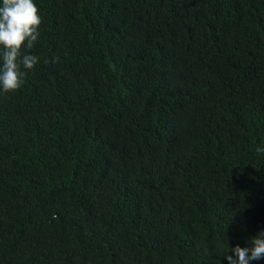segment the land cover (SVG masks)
Returning a JSON list of instances; mask_svg holds the SVG:
<instances>
[{"label": "trees", "instance_id": "trees-1", "mask_svg": "<svg viewBox=\"0 0 264 264\" xmlns=\"http://www.w3.org/2000/svg\"><path fill=\"white\" fill-rule=\"evenodd\" d=\"M34 3L39 63L0 90V264L236 259L264 231V0Z\"/></svg>", "mask_w": 264, "mask_h": 264}, {"label": "clouds", "instance_id": "clouds-1", "mask_svg": "<svg viewBox=\"0 0 264 264\" xmlns=\"http://www.w3.org/2000/svg\"><path fill=\"white\" fill-rule=\"evenodd\" d=\"M43 17L34 0H2L0 4V90L18 91L24 84L26 71L39 63L36 55L28 54L39 40ZM258 153L264 148H257ZM226 256L229 264H249L264 257V231L250 240V247L237 245Z\"/></svg>", "mask_w": 264, "mask_h": 264}]
</instances>
